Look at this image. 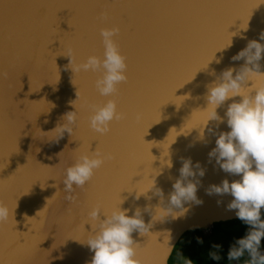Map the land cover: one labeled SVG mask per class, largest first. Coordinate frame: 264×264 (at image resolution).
Instances as JSON below:
<instances>
[{"label":"water","instance_id":"water-1","mask_svg":"<svg viewBox=\"0 0 264 264\" xmlns=\"http://www.w3.org/2000/svg\"><path fill=\"white\" fill-rule=\"evenodd\" d=\"M113 25L127 57L128 80L116 97L127 118L101 136L88 125L90 105L112 97L96 91L98 73L70 67L102 55L100 29ZM261 32L264 0H0V201L9 208L0 223V264H90L88 212L98 204L109 211L123 200L129 216L139 208L152 222L149 235L133 233L142 264H169L186 233L239 220L238 209L228 208L230 193H210L225 179H240L209 157L217 135L230 131L225 112L232 100L217 109L223 122L210 120L203 130L205 94L223 70L245 63L231 58L250 40L264 44ZM259 63L264 72V53ZM73 102L74 134L59 138L51 131L66 123ZM96 149L115 159L76 188L72 203L65 199V169ZM186 159L197 172L189 179L200 181V202L185 203L175 219L155 216L157 206H168ZM153 179L162 201L149 190Z\"/></svg>","mask_w":264,"mask_h":264},{"label":"clouds","instance_id":"clouds-1","mask_svg":"<svg viewBox=\"0 0 264 264\" xmlns=\"http://www.w3.org/2000/svg\"><path fill=\"white\" fill-rule=\"evenodd\" d=\"M100 18L106 19L107 13H101ZM119 33L118 25L100 29L102 55H89L84 62L74 65L72 56H67L70 60L69 65H73L70 67L73 73L80 71L98 73L94 82L96 91L103 97H112L103 104L90 105L88 125L101 136L111 132L113 122L127 118V114L119 109L116 98L118 85L128 80L127 57L122 54L116 39ZM260 40H264V32H261ZM262 53H264V44L250 40L244 49L231 58L233 61L243 59L245 63L238 70L234 67L223 70L220 76L207 85L205 94L207 107L204 110L208 112V117L203 130L210 120L223 122L224 118L218 115L217 109L226 101L232 100L225 112L230 131L220 132L217 135L212 129H208L209 132L217 135L216 146L209 152V157H215L222 170L239 175L240 179L231 183L225 179L221 185L211 186L210 193H230L234 199L228 208L238 209L237 218L250 226L246 235L237 239L227 253L229 262L239 261L247 253L250 260L245 264H257V261L258 264H264V254L259 251L261 239L264 237V220L261 219V210L264 208V72H261L259 63ZM211 74L215 75L214 72ZM4 75L0 73V77ZM249 81L252 82L251 86ZM76 96L78 98V91ZM235 97H240V100H235ZM73 107V111L65 114L66 123L58 125L51 131L58 132L59 138H62L65 132L70 136L74 134L73 126L77 124L79 117L74 102ZM142 117L141 112L135 115L137 121ZM113 159L115 156L112 153H104L100 149L79 155L74 163L65 169L63 179L67 193L65 199L74 203L77 199L76 188L83 189L106 161ZM195 168L200 177L204 176V169L199 162L196 163ZM179 171L180 177L173 184L174 190L170 193L168 206H157L155 216L162 218L171 216L175 219L187 211L184 207L185 203L200 202L196 195L200 181L189 179L197 176L191 159L184 160ZM153 188L162 201L164 194L162 189L155 186V179L149 190ZM142 194H136V198L139 199ZM122 203L123 200L109 211L98 204L88 212L92 232L87 239V245L94 253L90 264H142L137 255L139 244L133 239V233L138 232L141 236L149 235L152 222L145 223L139 208L129 216V209L120 207ZM177 209L179 211H175ZM8 217L9 208L0 201V223L5 222ZM197 241L203 243L199 237ZM213 247L219 249L221 246L213 245ZM171 250L169 247V254ZM209 255L214 260L221 258L217 252H210ZM185 264H193V261L185 259Z\"/></svg>","mask_w":264,"mask_h":264},{"label":"trees","instance_id":"trees-1","mask_svg":"<svg viewBox=\"0 0 264 264\" xmlns=\"http://www.w3.org/2000/svg\"><path fill=\"white\" fill-rule=\"evenodd\" d=\"M261 219L264 220V210H261ZM249 228V225L239 219L216 224L209 232H188L177 244L169 264H185V259L193 261V264H245L250 260L247 253L239 261L231 262L228 261L227 253L237 239L246 235ZM197 237L201 238L203 243H199ZM213 245L221 247L216 249ZM259 251L264 254V237L261 239ZM210 252H217L221 258L212 259Z\"/></svg>","mask_w":264,"mask_h":264},{"label":"bare ground","instance_id":"bare-ground-1","mask_svg":"<svg viewBox=\"0 0 264 264\" xmlns=\"http://www.w3.org/2000/svg\"><path fill=\"white\" fill-rule=\"evenodd\" d=\"M4 187H5V185H4Z\"/></svg>","mask_w":264,"mask_h":264}]
</instances>
